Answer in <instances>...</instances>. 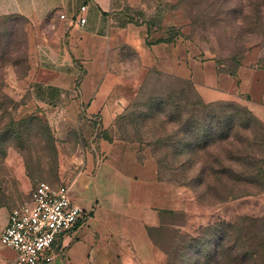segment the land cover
Segmentation results:
<instances>
[{
  "label": "crops",
  "instance_id": "obj_1",
  "mask_svg": "<svg viewBox=\"0 0 264 264\" xmlns=\"http://www.w3.org/2000/svg\"><path fill=\"white\" fill-rule=\"evenodd\" d=\"M145 8L144 0H0V17L55 24L44 46L53 63L37 78L55 87L47 97L54 104L41 115L62 145L67 134L79 135L59 177L84 216L58 240L52 264H169L163 243L191 235L189 189L162 180L148 147L119 135L118 118L141 88L149 101L192 83L202 102H240L264 128V64L224 70L213 56L199 58L189 44L156 38L157 28L131 18ZM2 210L4 230L12 210ZM0 264H18L16 253L0 252Z\"/></svg>",
  "mask_w": 264,
  "mask_h": 264
},
{
  "label": "rangeland",
  "instance_id": "obj_2",
  "mask_svg": "<svg viewBox=\"0 0 264 264\" xmlns=\"http://www.w3.org/2000/svg\"><path fill=\"white\" fill-rule=\"evenodd\" d=\"M144 2L145 11L134 10L131 18L157 28L156 38L189 44L193 54L213 56L230 72L243 62L264 64V0ZM55 27L19 16L0 17V135L10 121H25L17 126L20 139L0 140V237L7 213L2 209L9 214L29 201L41 182L67 185L59 177L61 159L67 160L77 151L73 145L79 142V135L67 134L69 142L62 145L65 142L55 137L54 129L41 115L54 104L47 97L55 96V87L37 78L53 63L54 56L44 46L53 38ZM198 95L190 83L169 96L143 101L141 88L137 99L118 118L119 135L141 148L148 147L160 178L189 189L192 195L193 231L163 243L169 264H255V243L264 245L263 129L237 101L222 103L238 110L241 127L232 130L216 126L213 120L208 125L200 123L212 109L192 106L201 102ZM211 122L216 127L209 136ZM46 125L53 134L56 152L49 148L52 142ZM209 139L211 144L203 146ZM184 145L193 149L185 151ZM242 194L246 196L236 197ZM175 221L183 222L177 217ZM200 224L206 227L198 228ZM9 250L0 243V252L15 253ZM260 264H264V254Z\"/></svg>",
  "mask_w": 264,
  "mask_h": 264
},
{
  "label": "built area",
  "instance_id": "obj_3",
  "mask_svg": "<svg viewBox=\"0 0 264 264\" xmlns=\"http://www.w3.org/2000/svg\"><path fill=\"white\" fill-rule=\"evenodd\" d=\"M86 10L87 5L80 8V26L87 22ZM60 18L64 20L66 16ZM83 216L82 208L71 199L68 185L41 182L29 201L11 211L0 243L16 253L18 264H52L58 240L71 233Z\"/></svg>",
  "mask_w": 264,
  "mask_h": 264
},
{
  "label": "trees",
  "instance_id": "obj_4",
  "mask_svg": "<svg viewBox=\"0 0 264 264\" xmlns=\"http://www.w3.org/2000/svg\"><path fill=\"white\" fill-rule=\"evenodd\" d=\"M162 40V39H161ZM162 103H164L162 100H161ZM192 106L193 105H197L199 107H202L203 109H212V110H209V112H206L204 117H202L200 123H205L206 125H208L209 121H215V125H219L221 127H226V128H230L232 130L235 129L236 126L239 125V127H241V125H243L242 122H239L238 123V120H239V112L238 110H236V108L234 107H231V105L227 104V103H222V102H219V103H211V104H206L204 102H198L196 104H191ZM178 107V106H177ZM214 108H217L218 110H213ZM245 114H247V116L249 118H251L253 121L257 122L261 128L263 129V132H264V128L263 126L261 125V123L256 120L253 115L249 112V110H244L243 111ZM224 115H229V116H226L227 118V121L223 120V116ZM225 119V118H224ZM203 120L205 122H203ZM25 121H22V122H19V121H16V120H12L10 121V123L7 125V128L5 129L4 131V134L3 135H0V140H3L4 137H9L10 138H15V139H20L21 138V131L19 128H17L18 125H21V124H24ZM215 126V127H216ZM214 124H212L211 122V125H210V131L208 133L209 136H212V134L215 132L214 129ZM46 129H48V136H49V140L52 142L51 143V147H49L50 149L54 150L56 152V146H55V142H54V137H53V134L49 128V126L46 125L45 127ZM210 140V139H209ZM220 140H225L224 138H220ZM187 140L185 139V143ZM212 140L210 141H207V140H204V144L203 146H209L211 144ZM214 142V141H213ZM184 148H185V151L188 150V149H193L192 146H190L189 148L187 147V145H184ZM233 182H245L244 179H234V178H231ZM242 196H246V194H242V195H239V196H236V197H242ZM230 198H233L235 196H229ZM264 222V221H263ZM264 225V223H263ZM260 241V239H259ZM256 246L253 248V251L254 252V256H256V262L255 264H260V260H261V257L262 255L264 254V245L261 243V241L259 243H255Z\"/></svg>",
  "mask_w": 264,
  "mask_h": 264
}]
</instances>
